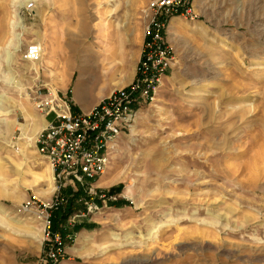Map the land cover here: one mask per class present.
Instances as JSON below:
<instances>
[{"label": "rangeland", "instance_id": "rangeland-1", "mask_svg": "<svg viewBox=\"0 0 264 264\" xmlns=\"http://www.w3.org/2000/svg\"><path fill=\"white\" fill-rule=\"evenodd\" d=\"M148 1L0 0V264H37L43 226L22 209L54 196L32 93L77 111L128 84ZM193 6L171 19V67L93 183L114 200L80 190L52 210L58 264H264V0Z\"/></svg>", "mask_w": 264, "mask_h": 264}, {"label": "built area", "instance_id": "built-area-1", "mask_svg": "<svg viewBox=\"0 0 264 264\" xmlns=\"http://www.w3.org/2000/svg\"><path fill=\"white\" fill-rule=\"evenodd\" d=\"M195 0H149L144 10L140 53L133 79L113 89L87 111H73L69 101L47 89H37L32 99L44 124L35 139L36 151L46 159L53 178V198L41 201L31 195L24 209L42 217L43 248L37 264H58L64 255V236L52 228V210L67 203L68 196L83 190L88 200H114L96 193L93 183L104 174L118 138L130 131L137 111L154 99L160 82L173 62L168 39L174 17L193 19ZM42 49L32 42L23 59L38 62ZM51 115L52 119L47 120ZM70 191L71 194L66 195ZM84 204H87L85 201ZM91 207V204H87ZM83 215V214H82Z\"/></svg>", "mask_w": 264, "mask_h": 264}, {"label": "bare ground", "instance_id": "bare-ground-1", "mask_svg": "<svg viewBox=\"0 0 264 264\" xmlns=\"http://www.w3.org/2000/svg\"><path fill=\"white\" fill-rule=\"evenodd\" d=\"M14 1V0H13ZM11 24H12V22H11ZM14 27V26H13ZM118 85H119V87H121V86H123L124 85V82H119V83H117ZM160 84H161V82H160ZM117 86V85H116ZM118 87V88H119ZM141 117V114H137L136 115V118H140ZM42 120H43V118H42ZM44 123V122H43ZM132 132H133V130H132ZM26 140H29L28 138L26 139ZM47 165H48V163H47ZM48 167H49V165H48ZM49 169H50V167H49ZM49 169H48V173L50 174V172H51V169H50V171H49ZM51 176H52V173H51ZM52 180H53V178H52ZM104 180V179H103ZM102 182V181H101ZM54 188V187H53ZM23 211H26V212H29V211H32V212H34V216H35V218L40 222V224H41V226H42V217H40L36 212H35V210L34 209H22ZM131 236V235H130ZM43 237V236H42ZM129 239V238H128Z\"/></svg>", "mask_w": 264, "mask_h": 264}, {"label": "crops", "instance_id": "crops-1", "mask_svg": "<svg viewBox=\"0 0 264 264\" xmlns=\"http://www.w3.org/2000/svg\"><path fill=\"white\" fill-rule=\"evenodd\" d=\"M133 76H134V71L132 72V75H131V78H130V81L133 79ZM104 97V96H103ZM102 98V97H101ZM100 98V99H101ZM99 101V100H98ZM97 101V102H98ZM96 102V103H97ZM96 103L89 105L87 103H79V102H75L76 106L78 107L77 111H87L89 110L91 107H93ZM50 189V188H49Z\"/></svg>", "mask_w": 264, "mask_h": 264}, {"label": "trees", "instance_id": "trees-1", "mask_svg": "<svg viewBox=\"0 0 264 264\" xmlns=\"http://www.w3.org/2000/svg\"><path fill=\"white\" fill-rule=\"evenodd\" d=\"M80 192H81V191L79 190V191L73 193L72 197H73V196H77V194L80 193ZM51 220H52V228H53V230H54V231L59 230V229L57 228V224H58V223L54 220V217H53V216H52ZM59 231H61V234L63 235V231H62V230H59Z\"/></svg>", "mask_w": 264, "mask_h": 264}]
</instances>
